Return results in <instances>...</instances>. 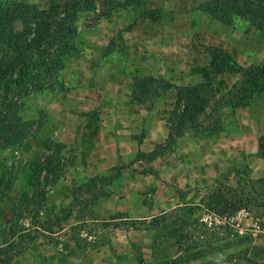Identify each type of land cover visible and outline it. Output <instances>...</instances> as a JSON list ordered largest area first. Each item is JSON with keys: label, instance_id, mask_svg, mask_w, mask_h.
<instances>
[{"label": "rangeland", "instance_id": "374dc122", "mask_svg": "<svg viewBox=\"0 0 264 264\" xmlns=\"http://www.w3.org/2000/svg\"><path fill=\"white\" fill-rule=\"evenodd\" d=\"M2 1L23 10L34 9L41 17L50 15V7L62 2ZM202 1L188 0V6L176 8L175 0L164 9L146 10L143 7V12L132 7L119 9L111 17L124 18V25L118 27L117 22H99L105 31L115 28L116 38L115 35L96 37L97 33L93 31L98 29L99 23L86 28L83 18L77 22L76 58L58 72L51 90L32 93L23 100L22 118L35 119L42 112L44 124L19 145L0 150V192L3 195L0 243L5 239L4 230L9 228L13 202L20 193H30V165L48 153L42 148L45 139L65 144L74 151L75 164L65 168L62 176L46 186L40 219H49L53 213L58 214L66 208H69L68 213L62 218L59 230L53 227L54 233L33 239L31 231L11 248L2 246L0 264H161L173 258L176 248L164 230L160 227L155 230L113 229L111 217L121 213L126 221H140L136 222L140 225L165 213L168 222L181 215V210L175 211L176 207H182L181 202L195 192L203 195L219 174L227 175L230 187L250 185L253 180L248 178L246 168L224 166L212 173L207 167L208 162L200 163L203 157L198 159L196 151L187 153L185 145L176 144L178 139H204L221 131L230 123L229 108L217 106L213 116L203 121L198 132L177 125L172 128V138H167L168 113L166 107L160 105L159 97L167 104L174 94L172 85L199 82V69L208 61L204 52L208 43H216L218 37L225 36L228 48L235 49V56L242 65L231 62L211 70L213 83L264 62V37L254 27L239 19L229 26L214 23L195 9ZM136 21H139V27L130 32ZM148 26L151 27L146 28ZM233 32L235 36L231 35ZM119 37H125L121 38L120 44ZM98 41L100 43L95 44ZM124 61L125 68L130 67L127 77L122 79L124 71L120 67ZM106 72L113 73L115 78L107 81L103 77ZM139 76L161 79L155 98L149 104H140L142 108L130 100L124 103L122 92L115 93L122 86L126 87L131 78ZM114 93L118 97L113 96ZM116 101L119 105L124 103L120 122L112 121L108 110ZM86 114L94 115L96 119ZM80 132L83 133L81 143ZM154 148L157 149L154 157H140ZM181 178H186L188 183L182 182ZM91 179H96L94 188L92 184L83 187ZM253 185L264 188L262 182L253 181ZM179 196L183 197L182 201ZM207 215L201 207L192 211V219L200 229L199 223L207 225ZM27 222L20 220L17 223L26 227ZM226 222L230 231L238 236L251 235V241L186 264H213L220 255L236 254L253 247L264 248V231L256 229L252 213L240 210L226 218ZM72 234L79 239V246L72 240ZM254 254L252 252L250 256L260 258Z\"/></svg>", "mask_w": 264, "mask_h": 264}, {"label": "trees", "instance_id": "16d2710c", "mask_svg": "<svg viewBox=\"0 0 264 264\" xmlns=\"http://www.w3.org/2000/svg\"><path fill=\"white\" fill-rule=\"evenodd\" d=\"M132 7L143 12L142 0H62L61 4L51 6V13L41 17L34 9H20L0 0V150L19 145L29 134L38 131L45 122V115L39 112L35 119L26 120L21 116L23 100L32 93L53 88L54 80L65 64L76 58L77 22L83 18L86 28L95 27L101 20L108 19L119 9ZM208 15L221 25H232L236 19L252 25L264 37V0H205L195 8ZM208 55L205 66L200 67V80L196 84L174 86V104L167 118V138L172 137V128L185 125L187 129L198 132L204 120L213 116L217 106L234 110L249 106L253 98L264 94V62L243 69L238 81L220 96H216L211 70L232 62L231 56L219 47L207 46ZM152 76L135 77L130 89V101L149 104L156 96L158 82ZM85 116L95 120L91 114ZM42 148L48 153L29 168L30 193H20L13 202L9 215V228L0 243L9 249L14 243L23 241L32 231L31 238L54 233L59 230L61 220L68 213L63 209L53 213L49 219H40L46 199V186L62 176L65 168L73 167L74 151L65 144L42 141ZM157 154V149L141 155L149 159ZM139 159H136V161ZM96 179H91L83 187H89ZM263 183L262 179L254 180ZM195 192L181 202V215L166 221L165 213L153 217L147 223L126 221L121 213L111 217L113 229L155 230L160 227L176 246L173 258L161 264H186L213 253L249 243L251 235L238 236L230 231L226 218L243 210L252 213V222L258 231H264V188L250 185L230 187L226 174H219L203 195ZM183 197L179 196V201ZM3 195L0 192V202ZM197 199L196 202H193ZM94 197L91 199L93 202ZM73 203L70 204V207ZM202 208L209 215L224 220V226H210L192 219V211ZM254 215V216H253ZM63 216V217H62ZM20 220L28 225H18ZM128 222V223H125ZM30 238V237H29ZM72 240L79 246V239L72 234ZM254 252L253 258L250 254ZM18 253V251H16ZM264 264V248L253 247L236 254L220 255L213 264Z\"/></svg>", "mask_w": 264, "mask_h": 264}, {"label": "crops", "instance_id": "0c3cea01", "mask_svg": "<svg viewBox=\"0 0 264 264\" xmlns=\"http://www.w3.org/2000/svg\"><path fill=\"white\" fill-rule=\"evenodd\" d=\"M118 1L122 3L125 2L126 0H118ZM142 1H143V7L146 10H158L168 7V3L175 0H142ZM182 5L183 7L188 6V0H176V5H175L176 8L181 7ZM204 15L207 16L214 23L221 25L218 22L212 20L208 15L206 14ZM125 18L127 20L128 17ZM104 21H107L110 24H115V22H117L118 27L125 24L124 18L120 20L111 17L109 19H105ZM138 22L139 21H136V24L134 23L131 26L129 30L130 32L135 31L139 27ZM153 23L154 25H157V22H153ZM97 26L98 29H95L93 33L96 32L97 33L96 37H98L99 39L103 37L105 38L106 36L111 37L116 33L115 28L111 27V29L105 31L102 29V25L100 23ZM149 27L151 26H148L146 28ZM234 34L235 33L233 32L231 35ZM117 36L118 35H115L114 38H116ZM224 37H220V38L218 37L216 39V43H208V46H215L221 48L231 56L232 62H234V64L239 63L237 57L235 56L236 53L235 49L233 47H231V49L228 48L229 46L228 42H225ZM121 38L125 39V37H119L118 38L119 44L122 41ZM191 41L194 40L192 39ZM99 43L100 41L96 42L95 44H99ZM239 64L240 66H242L241 63ZM125 65L126 64L124 61V63L120 67L122 72L124 71V74L121 76L122 79L127 77V73L129 71L128 68L130 67L129 65H127V67L125 68ZM240 76H241V72L230 75L228 74L222 77L221 80L215 81L213 83V86L216 96H220L224 92H226L233 83L239 80ZM103 77L107 81H109V80H113L115 78V75L113 73L106 72ZM133 80L134 78H131L127 83L128 85L126 87L124 85L119 91L115 92L116 94L122 92L121 95L123 94L122 100L124 101V103L126 101L128 103V100H130V89ZM174 86H187V85L177 84ZM115 93L113 96H117ZM159 100L161 101L159 102L160 105L166 107V113H168L167 116L168 118L173 108V104L175 100L174 94L172 95L170 102H167V104H163L162 103L163 100H161L160 97ZM124 103H122L121 105H123ZM121 105H119L118 101H116L114 105L108 107L112 121L120 122L119 119L120 113H122L121 110H123L121 109ZM138 106L140 108L143 107L142 105H140V103H138ZM229 111H230V117H229L230 123H227L226 127L221 129V131H218V133L210 134L206 136L204 139H196L193 137L187 139H180V140L178 139L176 140V144L177 145L181 144L182 146L185 145L188 149L187 153L189 151L191 152L196 151L198 155V159L199 157L200 158L203 157V159L200 160V163L204 161L208 162L210 165L207 167L212 171V173H215L216 171H218V169L224 166H236V167L239 166L246 168L248 178L252 179L253 181L256 179H262L264 181V94L255 96L249 106L236 108L234 110L229 109ZM116 129L118 130L117 127ZM123 132L124 131H122V133ZM82 135L83 133L80 132V143L82 142V138H81ZM181 180L182 182H187L186 178H181Z\"/></svg>", "mask_w": 264, "mask_h": 264}, {"label": "built area", "instance_id": "2783aa9c", "mask_svg": "<svg viewBox=\"0 0 264 264\" xmlns=\"http://www.w3.org/2000/svg\"><path fill=\"white\" fill-rule=\"evenodd\" d=\"M206 218L208 219V222L206 223L207 226H210L211 222L213 223V225L215 224L214 222H218V223H221V224L224 223L223 219L217 218V217L209 215V214L206 216Z\"/></svg>", "mask_w": 264, "mask_h": 264}]
</instances>
